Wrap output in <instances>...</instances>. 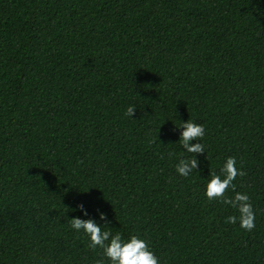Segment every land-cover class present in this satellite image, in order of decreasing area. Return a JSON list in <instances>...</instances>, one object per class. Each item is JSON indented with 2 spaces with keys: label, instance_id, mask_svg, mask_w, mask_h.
Listing matches in <instances>:
<instances>
[{
  "label": "trees",
  "instance_id": "16d2710c",
  "mask_svg": "<svg viewBox=\"0 0 264 264\" xmlns=\"http://www.w3.org/2000/svg\"><path fill=\"white\" fill-rule=\"evenodd\" d=\"M228 157L252 232L204 197ZM74 217L159 264H264V0H0V264H96Z\"/></svg>",
  "mask_w": 264,
  "mask_h": 264
},
{
  "label": "clouds",
  "instance_id": "9594fccd",
  "mask_svg": "<svg viewBox=\"0 0 264 264\" xmlns=\"http://www.w3.org/2000/svg\"><path fill=\"white\" fill-rule=\"evenodd\" d=\"M136 108L129 106L125 115L132 117ZM180 137L178 143L188 153L187 158H181L175 166L176 173L183 178H187L194 173L199 167L196 155L205 153V145L198 141L202 140L205 135L203 125L194 123L191 120L180 123ZM171 155V153H169ZM184 156V153H181ZM164 158L163 154L160 157ZM236 157H228L223 165L219 168V173L213 171L210 173V180L205 185L204 197L207 201H218L236 210L238 215L228 216L226 224H239V227L246 231L252 232L256 227L255 212L252 203L247 194L236 192V184L233 183L237 177L243 178L247 175L243 171V164L237 168ZM232 190L234 196L228 197L226 193ZM77 209L84 216L88 213L83 204L77 205ZM101 221L106 220L103 213L99 214ZM69 227L86 240V247L93 252L99 249L100 259L96 264H159V260L154 252L150 249L149 243L140 238L138 235H131L125 240L119 232L115 234L106 226H100L93 219H81L74 217L70 220Z\"/></svg>",
  "mask_w": 264,
  "mask_h": 264
}]
</instances>
